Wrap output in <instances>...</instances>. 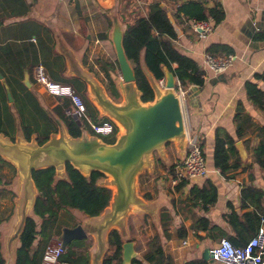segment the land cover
Returning <instances> with one entry per match:
<instances>
[{"label":"crops","instance_id":"1","mask_svg":"<svg viewBox=\"0 0 264 264\" xmlns=\"http://www.w3.org/2000/svg\"><path fill=\"white\" fill-rule=\"evenodd\" d=\"M186 1L200 2L207 9L220 4L225 18L217 25L211 20L213 30L204 38H199L192 20H188L182 13L177 12V8ZM155 2L166 11L174 27L177 35L173 41L174 47L195 60L204 72L201 86L190 85L183 89L185 92L183 106L188 123L202 138L208 174L203 178L186 181L181 187L173 186L170 181L173 172L166 167L171 165L174 171L175 165L184 157V151L180 152L173 143H169L174 145L176 155L169 157L166 150L167 144L163 156L153 153L152 169H144L137 177V195L145 202L153 204V211L147 213L133 209L132 212L137 211L138 215L141 214L142 223L147 225L149 221L153 232L158 234H162L159 213L161 209L169 212L171 217L169 237L163 238V248L174 262L180 261L182 264L187 260L198 258L204 246L212 242L205 231L199 230L197 233L192 231V225L197 218H208L212 225H217L222 231L233 235L235 233L232 225L225 220V215L231 211L228 204L232 203L240 214L252 212L254 207L250 204L248 207L241 208L242 189L252 186L264 191V170L253 157V151L260 140L258 128L264 126V110L257 108L248 99L245 90V83L255 81L254 75L264 70V0H0V73L7 79L17 78L20 75V82L23 85V71L26 70L31 86L30 88L23 86L34 94L41 107L56 120L53 108L60 101L47 94L35 82L33 79L34 66L41 62L53 61L56 53L64 61V66L60 62L64 68L63 75L68 78L74 77L68 71L67 61L63 54L65 51H70L81 67L94 76L110 97L106 90L102 62H113L111 53L114 49L108 29L111 26V17L116 16L124 31L126 26L137 17L145 16L149 4ZM104 35L105 38H103ZM213 44L228 45L235 52L232 65L223 72H212L203 63L204 55L208 53L207 49ZM141 69L148 82L150 78L156 83L159 82L148 70L143 59H141ZM165 69L163 68V71ZM108 72L119 93L116 100L110 98L119 103L122 100L119 91L120 81L117 80L119 73L116 70ZM9 75L11 77H8ZM257 83L264 89L263 82L257 81ZM85 90L89 100L91 96L86 85ZM239 102L242 103L252 123L246 128L241 139L237 136L235 121ZM98 117H102L99 112ZM59 124L68 134L66 126L62 122ZM218 129L232 136L236 140V147L237 143H241V148L237 147L241 167L230 173L231 178L224 177L214 165V147ZM82 133L92 135L84 125L81 127ZM19 137L24 141L23 136ZM32 137L35 138L34 135ZM155 164L158 165L156 168H159V174L154 183L157 189L156 195L152 196L146 192L144 194L150 196V199H146L144 194L140 195V178L145 171H153ZM10 168L13 174L8 176ZM56 176L65 177V171L61 174L56 173ZM102 180L103 178L100 181ZM208 181L217 187L218 198L215 205L211 206L208 211H203L200 204L193 206V201L190 200V189L193 186L202 187ZM18 190L19 179L16 168L0 156V196L11 193L13 197V203L9 209L5 208L7 207L6 199L0 198V201H6L4 202L6 206H0V223H4L2 226L4 230L0 236L8 237L17 222ZM72 211L82 214L77 210L60 211L58 217L60 228L73 227L74 224L88 227L93 217L82 214L85 216V221L80 222ZM64 214H67L73 223H65L66 221L61 220V215ZM28 217L37 220L32 214V207L28 210ZM128 217L125 236L121 238L123 242L126 240L134 242L130 236L127 237ZM181 226L186 229L187 233V236L182 239L177 235V229ZM222 238L224 237L212 244L216 246ZM55 239L57 237L52 240ZM84 241L88 243L86 245L87 256L91 264L90 255L94 246V238L88 234ZM36 243L37 240L33 248ZM18 245L17 239L10 250L7 247V252H2L4 264H14Z\"/></svg>","mask_w":264,"mask_h":264},{"label":"trees","instance_id":"2","mask_svg":"<svg viewBox=\"0 0 264 264\" xmlns=\"http://www.w3.org/2000/svg\"><path fill=\"white\" fill-rule=\"evenodd\" d=\"M177 12L182 13L188 20H212L215 25L225 18L224 10L220 4L207 9L197 1L184 2L177 8ZM176 36L170 18L157 2L149 4L146 15L137 17L123 31V49L134 71L135 84L141 94L140 100L144 103L152 101L154 93L141 69V59L157 80L164 78L163 68H166L174 75L182 90L190 85L201 86L203 84L204 72L198 63L174 47L173 41ZM207 52L213 56L235 54L231 47L224 44H213L207 49ZM60 62L64 66V61L55 53L53 61L41 62L37 65L42 66L44 74L50 81L70 85L82 97L86 113L92 121L107 120L105 117H98L97 110L86 97L84 83L75 77L68 78L63 75L64 68ZM102 70L106 80V90L110 97L116 100L119 93L108 71L119 72L117 61H103ZM254 79L255 81L245 83L247 97L257 108L264 110V89L257 83V81L264 83V70L255 74ZM5 80L12 93L13 102L8 104L4 88L0 83V134L14 141L19 129L25 141H30L34 135L36 142L40 145L48 140L51 133L57 132L58 124L62 122L70 136L81 135L83 122L78 125L72 116L66 115V110L70 107L68 99L56 98L60 102L53 108V114L57 118L55 120L47 110L41 107L34 94L21 84L20 75L17 78H5ZM235 121L237 136L241 139L246 128L252 124L250 116L245 112L241 102L237 108ZM115 130L117 129L115 128ZM258 132L260 140L253 151V157L264 170V126L259 127ZM112 139V141H104L112 143L115 137L112 136ZM235 142L236 140L224 130H217L214 165L227 178H231L230 173L241 167V158ZM172 168L173 166H170V172H173ZM102 178L103 175L99 172L83 176L68 163L65 165L64 178H58L52 167L32 171V179L37 191L32 214L37 220L33 217L27 218L24 230L18 238L19 245L15 251L14 264L41 263L45 247L54 237L60 239L61 228L58 223L60 211L77 210L88 217L98 216L108 206L112 193L109 188L98 184ZM184 182L178 183L176 187H181ZM241 194V208L248 207L250 204L254 210L240 214L232 203L228 204L231 211L225 215V220L232 225L235 234H227L217 225H212L205 217L195 220L192 231L194 233L199 230L205 231L212 242L224 237L237 246L247 243L257 233L264 216V191L246 186L242 189ZM190 196L193 206L200 204L203 211H208L217 202V187L208 181L202 187L193 186L190 189ZM144 198L150 199V196L144 194ZM159 217L162 234L154 233L147 242V249L140 257L133 258L131 264H174L173 258L165 252L162 242L163 238L169 237L171 217L166 209H161ZM76 225L74 224V226ZM177 235L180 239L185 238L187 236L186 229L182 226L179 227ZM36 240L37 243L33 248ZM84 243V240H73L68 243L59 258V263L89 264L87 248ZM122 243L120 233L115 229L111 230L107 237L108 251L102 259V264H121ZM4 263L0 243V264ZM182 264L208 263L196 258Z\"/></svg>","mask_w":264,"mask_h":264},{"label":"water","instance_id":"3","mask_svg":"<svg viewBox=\"0 0 264 264\" xmlns=\"http://www.w3.org/2000/svg\"><path fill=\"white\" fill-rule=\"evenodd\" d=\"M122 37L121 24L116 16H112L110 40L120 73L119 91L122 100L119 103L111 100L104 87L81 67L70 51L63 52L69 73L85 83L91 96L89 101L102 117L116 126L117 132L112 143L86 133L72 137L60 124L57 132L51 133L48 140L40 145L33 137L30 141H23L17 136L12 141L0 134V156L16 168L19 179L17 222L7 240L9 250L23 232L28 210L35 201L36 188L32 171L52 167L56 173L61 174L68 163L83 176L92 172L103 175V180L98 184L112 191L108 206L90 220L88 227L81 224L63 227L60 234L63 249L71 241L84 240L91 234L94 238L91 264H101L107 251L109 232L115 229L124 237L126 219L133 209L147 213L154 209L153 204L137 195V177L144 169H152L153 153L163 156L165 146L173 143L185 155L186 120L182 100L176 91V78L167 69L164 70L162 86L150 78L154 98L152 101L142 102L135 84L134 71L123 49ZM23 73V85L30 88L26 70ZM0 83L8 104H11L12 93L1 73ZM72 117L81 125L76 116ZM237 147L241 148L240 142ZM121 247V264H131V260L136 257L134 242L126 240ZM198 258L208 264H224L213 259L208 245L204 246Z\"/></svg>","mask_w":264,"mask_h":264},{"label":"built area","instance_id":"4","mask_svg":"<svg viewBox=\"0 0 264 264\" xmlns=\"http://www.w3.org/2000/svg\"><path fill=\"white\" fill-rule=\"evenodd\" d=\"M193 27L199 38H204L212 30L213 25L210 21L192 20ZM234 55L213 56L205 54L203 63L210 71L219 73L228 69L233 62ZM34 78L36 83L43 84L46 93L53 97H66L70 102V107L66 110V115H74L82 123L86 122L92 135L103 139V137H115L116 126L109 119L102 121H92L86 113V106L82 97L67 84L50 81L44 74L41 65L34 68ZM162 86L164 78L158 80ZM176 91L182 100L185 92L181 89L179 82L176 81ZM185 114V112H184ZM186 120V145L184 157L175 165L173 174L170 177L173 186L180 182L191 181L197 178H203L208 174L207 161H205L204 150L202 147V138L198 132L194 131L188 120ZM55 244L49 243L43 252L40 264H59V258L64 253L60 239L52 240ZM51 241V242H52ZM185 242H183L184 244ZM214 260L224 264H264V216L261 219L260 227L247 243L242 246L233 244L228 238H222L218 244L211 249Z\"/></svg>","mask_w":264,"mask_h":264},{"label":"rangeland","instance_id":"5","mask_svg":"<svg viewBox=\"0 0 264 264\" xmlns=\"http://www.w3.org/2000/svg\"><path fill=\"white\" fill-rule=\"evenodd\" d=\"M109 31H111V26L108 27ZM111 58L112 61L116 60L115 59V53L114 51L111 53ZM5 70V69H4ZM7 71V70H6ZM9 72V71H7ZM119 73V72H118ZM120 75V74H119ZM117 75V80L120 81V76ZM8 77H11L10 75ZM33 79L34 78V74H33ZM39 84L42 89L46 92L45 87L43 84L37 83ZM55 98H66V97H55ZM83 124L85 127H87V129H89V127L87 126L86 122L83 121ZM17 136H22L20 130L18 129L16 135ZM104 140H110L112 141V137H103ZM166 150L168 152L169 157H174L176 155V150L174 149V145L173 144H168L166 147ZM205 157V155H204ZM205 161H207V158H205ZM173 164V163H171ZM155 164V168H156ZM171 165H168L166 168H170ZM151 172H147L145 171L140 178V195L148 192L149 194H151L152 196L156 195V187H155V180L157 179V175L159 174V168H156ZM167 169V170H168ZM8 176H11L13 174L12 169L10 168V170L8 171ZM166 184L168 185V181L166 182ZM166 185V186H167ZM0 198H5L7 201V207L5 208H10L12 202V195L11 193H5L2 196H0ZM6 201H0V206H6V204H4V202ZM5 208H3V210H5ZM72 214L77 216V220H79L80 222H84L85 221V216H83L82 214L76 212V211H72ZM154 218V217H153ZM61 220L66 221L65 223L71 222L70 218L68 217L67 214L61 215ZM73 223V222H71ZM4 223H0V234L2 233V231L4 230L3 227ZM62 226V224H61ZM153 229L150 225V222L147 221V225H144L142 223V219H141V214L138 215L137 211H133L130 216L128 217L127 220V237H131L134 242H135V250L137 253V257H139L140 255H142V253L145 251V249H147V242L149 240V238L152 236L153 234ZM9 237V236H8ZM7 236L1 235L0 236V242H1V252H7V240H8ZM52 244H55L56 242L52 241L50 242ZM88 245L87 242L84 243V246ZM207 246V245H205ZM208 246H210L211 249L214 248V244H212V242H210V244L208 243ZM191 249V247L189 248ZM7 255V253H4ZM7 259V257H6ZM174 264H181L180 261L174 262Z\"/></svg>","mask_w":264,"mask_h":264},{"label":"flooded vegetation","instance_id":"6","mask_svg":"<svg viewBox=\"0 0 264 264\" xmlns=\"http://www.w3.org/2000/svg\"><path fill=\"white\" fill-rule=\"evenodd\" d=\"M70 116H72V115H70ZM81 123V122H80Z\"/></svg>","mask_w":264,"mask_h":264}]
</instances>
